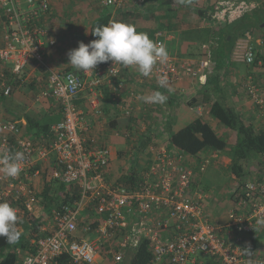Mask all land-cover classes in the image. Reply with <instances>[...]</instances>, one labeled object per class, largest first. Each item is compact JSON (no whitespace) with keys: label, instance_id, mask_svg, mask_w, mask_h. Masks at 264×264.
I'll use <instances>...</instances> for the list:
<instances>
[{"label":"built area","instance_id":"1","mask_svg":"<svg viewBox=\"0 0 264 264\" xmlns=\"http://www.w3.org/2000/svg\"><path fill=\"white\" fill-rule=\"evenodd\" d=\"M100 1L116 9L146 4V0ZM219 7L214 19L232 23L250 11L251 4L221 2ZM51 9L50 0H0V93L12 96L14 86L9 79L27 84L25 73L35 63L47 79L41 97L53 99L63 111V119L45 137L25 135L17 122L0 123V152L26 154L19 176L10 178L0 171V202L7 201L18 210L22 232L28 214H36L42 205L41 179L47 168L52 169L50 180L74 185L79 191L73 204L43 210L45 224L31 240L32 251L22 256L21 264H99L100 259L123 264L142 240L150 242L153 259L149 264H196L200 256L211 257L216 264H264V256L249 257L246 250L249 233L264 230L257 223L264 219V180L254 178L234 188L236 208L230 211L227 226H220L206 216L204 195L193 192L194 172L182 156L152 148L153 159L140 162L144 167L133 161L135 165L124 173L111 177V150L92 135L76 103L80 95L88 94L95 113L103 116L99 103L109 90L116 107L126 117H134L141 94L127 91L126 71L138 83L153 81L160 86L158 81L166 77L164 87H170L190 77L206 84L209 48L204 47L206 55L198 61L169 54L148 77L112 61L83 76L60 71L47 61L57 46L50 28ZM166 37L162 31L155 36L165 46ZM255 60L250 40L239 39L231 62L252 65ZM245 89L264 116V89L252 77L245 81ZM127 97L129 102L124 104ZM196 110L201 113L202 109ZM208 164L202 162L200 170L205 171ZM135 170L139 173L134 188L119 183Z\"/></svg>","mask_w":264,"mask_h":264},{"label":"trees","instance_id":"2","mask_svg":"<svg viewBox=\"0 0 264 264\" xmlns=\"http://www.w3.org/2000/svg\"><path fill=\"white\" fill-rule=\"evenodd\" d=\"M157 1V5H153L150 8L147 7L146 10L142 12L138 8L139 6L133 10L130 8L131 6L116 9L115 7L102 6L100 0H92L93 11L88 15L91 19L89 32L85 39L77 41L76 48L79 42L88 44L95 40L96 37L92 35V30L98 25H106L110 20L133 24L136 26L137 31L146 32L154 41H156L155 36L158 31L166 33L167 31L179 29L178 38L175 39V41L178 40L179 43L197 42L201 45L208 46V56L211 59L208 69L210 70V68H212L211 66H214L213 76L211 77L213 78V80H211L213 90L211 89V84L208 83L210 87L205 94L204 103L208 104L210 116L233 134V141H228L221 137L204 116H198L185 127L176 132H171L169 142L173 148L192 157L198 156L206 149L221 151L228 154L232 159V164L229 169L230 178L237 184L236 186L240 188L248 180L257 179V177L249 176L250 170H246L244 164L253 159L264 161V129H256L255 125L246 119L239 112L238 107L230 100L215 98L213 101V91L215 93L217 92L216 90L220 88L221 72L229 70L231 66H235V64L231 62V54L239 39L250 40L254 48H256V60L254 64L247 65V68L254 69L258 66L260 61L264 62V53L258 51L259 49H257L255 45L257 39H261L264 45V31L261 28V25L264 23V1ZM237 1H245L251 4L250 11L232 23L229 21L218 23L214 19V16L222 8L219 7L221 2ZM115 14H117L116 18H114ZM52 20L53 16L51 9L50 21ZM50 28L52 30L51 34L58 42V37L51 23ZM204 55L206 54L204 53ZM107 63L108 62L101 63L100 65H106ZM67 71H73L82 76L85 74L84 71L77 70L73 66L69 67L66 72ZM6 75L9 77L8 73ZM9 83H13L14 88L20 85L19 81H13L12 79H9ZM36 85L37 83L35 81L29 84L32 89H34ZM0 96L5 97L2 93H0ZM105 97L109 100L111 105L114 106L113 101H111V94L106 93ZM57 108L55 112L51 113L36 115L34 112H30L20 115L19 117H24L27 121L25 127L21 125L24 134L38 137H45L48 135L51 131V127L54 124H58L63 119V111L59 104ZM151 137L149 133L146 134L141 143L142 147L145 148L146 145L150 143ZM99 141L101 143V140ZM102 144L103 146H108L106 142ZM51 170L50 167L47 168L43 176L44 189L39 198L42 205L37 211V213H41L38 215L37 213L28 214L27 224L22 231L20 240L16 244L9 245L4 238L0 237V264H18L20 257L22 258L23 255L32 251L31 240L38 236L37 234L40 233L41 228L45 224V221L42 219L44 209L51 212L52 209L60 208L64 204H73V200L78 199L79 191L77 187L74 185L66 186L59 181L49 179ZM130 173L129 176L125 177L126 180L122 178L119 180V183L125 184L126 187L130 186V188H134L137 183L136 181H138L137 175L139 172L135 170ZM233 197L235 198V195ZM234 200L237 201V199ZM18 226L20 227V225ZM260 231L263 230L255 229L249 233L246 240L247 251H252L257 247V244L261 240V237L257 238ZM152 259L153 255L149 240H142L137 251L127 254L123 264H149Z\"/></svg>","mask_w":264,"mask_h":264},{"label":"crops","instance_id":"3","mask_svg":"<svg viewBox=\"0 0 264 264\" xmlns=\"http://www.w3.org/2000/svg\"><path fill=\"white\" fill-rule=\"evenodd\" d=\"M137 7L138 6L136 5H131L130 8L133 10ZM116 15L117 14H115L114 18L117 17ZM165 34L167 36V42H172L175 38H178V36L176 35H170L173 34L171 32H167ZM256 42L258 45H263V41L261 39H257ZM168 44L169 43H166L168 53L169 50L171 53L173 52L172 50H175V53L177 54L176 56H181L185 59L198 61L205 56V46L197 42L179 43L178 41V43L174 44L173 48L172 46L171 48H169L167 46ZM55 49L50 51L47 58L48 63H50L49 57L54 54ZM200 54L202 56H200ZM54 56L55 54L53 55V57ZM211 67L212 68H210V70L207 69L208 80L206 84L195 81L190 77H184L182 78L180 83L170 87L157 86L153 81L138 83L135 77L132 76L129 71H126L125 79L128 92L135 91L141 94V96H150L158 90L167 97V101L165 104H151L145 103L143 101L138 102L137 111L139 113V116H137V113H135L134 117H126L123 112L115 106V104L114 106H112L106 97L99 103V109H102V111L104 112L103 116H98L95 113L96 111L91 106L90 97L88 96V94L80 95L76 102L79 106V109L83 113L86 122L91 127L92 135L97 137L98 140H102L103 142H106L107 145H109L111 141L115 140L116 142H119L121 139L123 140V143L125 142L129 145L128 150L120 149L117 153V157L121 154H123L122 157L126 154L135 156V160L133 161L137 166L138 163L140 164V162H142V159H147L149 162L151 159H153V153L151 151L152 148H155V150L164 149L171 155L182 156L183 163L194 172V178L191 185L193 192H199L204 195L206 216L208 217V219H210L211 222L226 227L230 220L229 213L232 209V205L228 203L223 208L219 206L218 200H216L218 195L215 198V202H212V204H210V199H207V195H210L209 197H212L216 194L213 192L209 193V191H202L200 187L205 180L204 174L207 172L209 166L211 165L212 158L216 160L217 172H219L220 170H228L229 172L230 166L232 164L231 157L224 152L215 151L212 149H206L198 156L192 157L183 152H180L176 148H173L169 142L171 132H176L179 129L185 127L189 123L193 122L198 116H204L211 123L214 129L217 125L220 126V124L210 116L208 104L204 103L205 94L210 87L208 86V83L211 84V80H213V78L211 77L213 76L214 66ZM246 68L242 67L240 64H235V66H231L229 70L222 71L220 74V88L219 90H216L217 92L215 93L213 91V101L215 100V98L230 100L238 107L239 112L255 125L256 129H264V116L262 115L258 107L251 101V99L248 98L244 86L246 79L248 77H252L255 83H257L261 88L264 89V62L260 61L258 66L254 69ZM25 77L28 78L30 82L35 81L37 83L36 87L32 89L29 86L28 89L24 84L15 86L12 95L22 103V106H13L12 110H14L15 108L18 111V114H14L13 116L6 114L5 109L0 108V123L12 121L17 122L20 127L21 125L25 127L27 121L24 117H19L20 115H24L25 113L30 112H34L36 115H40L44 113L55 112L58 109V103H56L53 99H40L39 93L46 87L47 79L43 75L42 71L39 70L38 67H36L35 63H32L27 68ZM106 93H110V91L107 90ZM127 102H129L128 97L124 104H126ZM199 107L202 109L200 111L201 113H198L196 110ZM142 124H145V129L147 131L149 130L148 132L146 131V133H149L150 136H152L150 143L146 145L145 148L141 145L145 137H140L139 139H136V141H131L129 139L131 132H133L135 127L142 126ZM217 129H219L220 132L222 130L219 127ZM222 137L224 139H227L228 141H233L234 138L233 134L227 129L222 130ZM113 161L114 159L112 155L110 166L111 177L116 178L117 176L124 173L127 168L113 164ZM206 161H210V164H208L205 171H201V163ZM252 161L254 162V166L252 167V170L248 169L250 170L249 176L257 177L258 179L263 180L264 161L262 162L258 159H253ZM134 162L132 163V165L134 164ZM140 165L143 166L142 164ZM236 185L237 184L232 181V190L236 187ZM230 197L232 196L230 195ZM260 237L261 240L257 244V247L252 250L253 252L248 251L247 254L249 257H258L264 255V230L260 231L257 235V238ZM215 261L216 260L211 257L200 256L197 258L196 264H216Z\"/></svg>","mask_w":264,"mask_h":264},{"label":"clouds","instance_id":"4","mask_svg":"<svg viewBox=\"0 0 264 264\" xmlns=\"http://www.w3.org/2000/svg\"><path fill=\"white\" fill-rule=\"evenodd\" d=\"M92 35L95 40L88 44L79 42L77 48L67 53L69 64L77 70L93 71L97 65L112 61L125 68L134 67L141 76L148 77L158 63L169 59L163 43L154 41L146 32L137 31L136 26L130 23L110 20L106 25L96 26ZM166 82V77L158 81L160 87H164ZM138 99L151 104H165L167 101V97L158 90ZM25 159L26 154L19 150L0 152V171L15 178L20 175ZM19 223L18 210L7 201L0 202V237L7 244L14 245L20 240ZM257 223L264 226V219Z\"/></svg>","mask_w":264,"mask_h":264},{"label":"rangeland","instance_id":"5","mask_svg":"<svg viewBox=\"0 0 264 264\" xmlns=\"http://www.w3.org/2000/svg\"><path fill=\"white\" fill-rule=\"evenodd\" d=\"M157 2H158L157 0H146V4L142 7H139V9L140 11L144 12L147 7L150 8L153 5L154 6L157 5ZM50 4L52 7V16H53V20L50 21V23H51L53 30H55L54 32L56 36L58 37V42H57L58 46L54 50L55 56L53 57L54 55L53 54L52 56L49 57L50 59L49 64L51 67H53L56 70L66 71L69 67L72 66L69 64L67 53L70 50L76 48L78 40L85 39L88 35L90 21H91L88 15L93 11L92 0H50ZM167 32L173 33L170 35L178 36L179 29L178 30L175 29V31L172 30V31H167ZM175 39L173 40L174 42L166 41V43H169L167 45L169 48H171V46L173 47L175 43H178L177 42L178 40L175 41ZM256 43L255 45L257 49L261 50V52L264 53V45H258ZM175 52H176L175 50L172 53L169 51V54L171 56H176L177 54ZM200 56L202 55L200 54ZM234 64H240L244 68L247 67V65L244 63H234ZM29 84H30V81H28V83L25 84L26 88L28 89H29ZM41 93H42V90L40 91L39 94H40V99L43 100L45 98L41 97ZM15 105H18L20 107L22 106V103L18 99H16L13 95L7 96V97L0 96V108L5 109L6 114L10 116H13L14 114H18L17 109L14 108V110H12L13 106ZM137 116H139V113H137ZM218 127L222 130H226V129L222 127L221 125L216 126L215 129L217 130L218 134L222 137V130L220 132V130L217 129ZM146 131L147 130L145 129V124H142V126H138V127L136 126L133 132H131L129 139L131 141L133 140L136 141V139H139L140 137H145V134H147ZM122 141L123 140L121 139L119 142H116L115 140H113L111 141V143H109L108 147L110 148L111 153L113 155V159H114L113 164L120 165L128 169L129 165H132L133 160H135V156L126 154L125 156L122 157L123 154H121L117 157V153L120 149L128 150V147H129L127 143L125 142L123 143ZM209 164H210V161H209ZM244 166L246 170L248 169L252 170V167L254 166V162L247 161L244 164ZM204 177H205V180L200 187L201 190L209 191V193L213 192L216 194L215 196H212V197H209L210 195H207V199L208 200L210 199V204H212V202H215V198L218 195L216 200H218L219 206L223 208L226 204L229 203L232 205L231 207L232 209L231 208L230 209L231 210L235 209L236 204L233 198L235 190L234 189L232 190V181L229 176L228 170H223V171L220 170L219 172H217L216 171V160L212 158L211 165L209 166L207 172L204 174ZM41 182H42L41 187H43L44 180L41 179ZM230 195L232 197H230ZM40 213L38 212L37 215ZM21 261H22V258L20 257L18 264H21ZM106 262L107 261H105L104 259L99 260V264H106Z\"/></svg>","mask_w":264,"mask_h":264},{"label":"water","instance_id":"6","mask_svg":"<svg viewBox=\"0 0 264 264\" xmlns=\"http://www.w3.org/2000/svg\"><path fill=\"white\" fill-rule=\"evenodd\" d=\"M261 28L263 29V31H264V23L261 25Z\"/></svg>","mask_w":264,"mask_h":264},{"label":"bare ground","instance_id":"7","mask_svg":"<svg viewBox=\"0 0 264 264\" xmlns=\"http://www.w3.org/2000/svg\"><path fill=\"white\" fill-rule=\"evenodd\" d=\"M131 177V176H130ZM132 183V182H131ZM133 255V254H132Z\"/></svg>","mask_w":264,"mask_h":264}]
</instances>
